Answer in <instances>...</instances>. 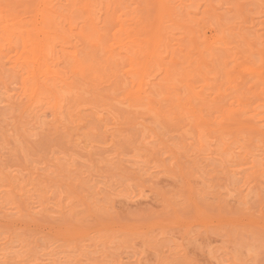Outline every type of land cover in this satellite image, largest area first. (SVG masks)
<instances>
[{
  "label": "rangeland",
  "instance_id": "rangeland-1",
  "mask_svg": "<svg viewBox=\"0 0 264 264\" xmlns=\"http://www.w3.org/2000/svg\"><path fill=\"white\" fill-rule=\"evenodd\" d=\"M0 264H264V0H0Z\"/></svg>",
  "mask_w": 264,
  "mask_h": 264
},
{
  "label": "bare ground",
  "instance_id": "bare-ground-1",
  "mask_svg": "<svg viewBox=\"0 0 264 264\" xmlns=\"http://www.w3.org/2000/svg\"><path fill=\"white\" fill-rule=\"evenodd\" d=\"M10 41V40H9ZM8 45V44H7ZM24 58V56L22 57V56H19L18 57V60H22ZM23 64H26V61L24 60L23 62H22ZM147 67V66H146Z\"/></svg>",
  "mask_w": 264,
  "mask_h": 264
}]
</instances>
